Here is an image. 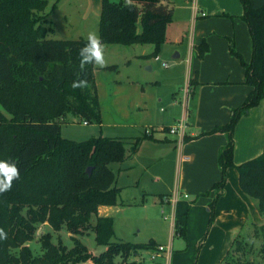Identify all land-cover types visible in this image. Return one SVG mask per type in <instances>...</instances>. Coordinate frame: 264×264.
<instances>
[{
	"label": "trees",
	"instance_id": "obj_1",
	"mask_svg": "<svg viewBox=\"0 0 264 264\" xmlns=\"http://www.w3.org/2000/svg\"><path fill=\"white\" fill-rule=\"evenodd\" d=\"M241 2V18L252 41L251 60L246 62L233 46L230 52L241 61L251 91L233 109L227 124L206 133L227 135V144L218 154L222 177L213 186L217 194L210 205V225L231 167L238 172L242 191L256 201L264 218V153L239 165L234 162L236 127L264 100V0ZM56 6L57 2L49 8V0H0V107L6 112L0 108V160L14 161L20 172L12 189L0 194V228L7 234L0 239V264H114L116 257L126 262L129 256L153 251L159 244L154 239L147 243L117 239L114 218L99 216L98 208L118 203L120 188L111 165L134 155L151 135L131 141L102 135L77 141L62 136L61 122L69 114L87 124L101 125L102 118L95 65L79 69L78 52L87 39L48 38L54 33L48 17ZM173 15L174 8L162 0H132L127 6L125 0H101L99 36L104 45H153V52L143 57L155 58L166 42ZM195 49L202 58L209 46L203 40ZM78 76L87 80L86 89L72 87ZM195 83L196 78L191 79L190 87ZM43 224L56 233L65 229L74 246L54 243L48 232L39 239L42 254L35 256L29 242ZM90 230L96 243L106 247L100 255L78 238ZM186 232L185 221H176L174 235L185 238ZM255 236L262 240L261 262L255 264H264V223L255 228ZM247 246L245 240H236L223 264H240Z\"/></svg>",
	"mask_w": 264,
	"mask_h": 264
},
{
	"label": "crops",
	"instance_id": "obj_2",
	"mask_svg": "<svg viewBox=\"0 0 264 264\" xmlns=\"http://www.w3.org/2000/svg\"><path fill=\"white\" fill-rule=\"evenodd\" d=\"M55 2L54 11L61 0H50L49 8ZM82 2L86 7L85 17L93 12L99 18L100 0ZM162 3L174 8L173 21L167 28L162 48L171 46L177 50L172 56L175 61L172 72L178 69L183 72L181 79L189 94L186 99L184 90L181 97L176 92L153 94L152 89L147 91L149 83H141L140 78L120 80L119 74H113V70L118 69L116 65L95 67L94 78L102 118V124L98 126H104L105 115L121 121L109 122L117 127L124 126V117L137 118L132 122L137 129H107L110 134L99 135L126 141L144 134L151 135L142 140L134 155L122 163H115V169L111 165L117 175L116 186L120 188L118 203L100 206L98 215L114 218L117 237V216L126 208L164 207L161 214L164 215L165 210L168 213L164 219L169 232L153 234L149 240L154 239L159 245H172L168 264H193L196 255L195 264H223L236 240L255 244L256 239H260L255 236V228L264 223L256 201L242 191L238 172L233 167L226 171V184L214 207L215 218L211 225L209 222L210 205L217 194L213 186L222 177L218 154L227 144V135L206 133L216 126L227 124L233 109L239 107L250 93L251 88L245 84V70L239 59L231 54L230 47L233 46L246 62H250L252 41L248 26L241 18L244 12L241 0H192L190 6H185L186 15L190 17V21L186 17L184 19L185 30L179 22L174 25L176 7L179 6L176 0H162ZM188 26L190 34L186 36ZM203 40L209 49L200 58L195 46ZM150 46V49L142 48L141 52L127 56V64L132 59L152 53L154 46ZM177 53L179 57L174 58ZM194 78L196 83L190 87V80ZM156 103H164L167 110ZM159 111L167 112L166 120L165 116L158 115ZM182 117L187 122L184 136L187 140L179 144L178 136L164 131V128L169 129ZM234 139L236 165L264 153V100L242 116ZM175 193L179 197L173 202ZM184 194L189 198H183L181 195ZM185 213L187 216L183 218ZM180 219L185 221L187 232L185 238L176 236L182 241L175 244L173 226ZM117 239L135 243L123 237ZM150 253L142 251L133 254L126 262L120 259V264H164L162 257L151 261Z\"/></svg>",
	"mask_w": 264,
	"mask_h": 264
},
{
	"label": "rangeland",
	"instance_id": "obj_3",
	"mask_svg": "<svg viewBox=\"0 0 264 264\" xmlns=\"http://www.w3.org/2000/svg\"><path fill=\"white\" fill-rule=\"evenodd\" d=\"M50 1V0H49ZM187 1V2H186ZM192 0H176V4L182 6L176 7L174 25H178V22L184 28V19L188 18L190 21V17H188L187 10H185V6L188 7L189 2ZM53 4V3H52ZM174 6V5H172ZM101 7V0H100ZM187 9V8H186ZM86 7L82 0H61L58 5L57 10L50 14L48 17L49 25L54 29V33H50L48 38L59 39V40H79V39H87V35L89 32H96L99 35V18L91 12V16L85 17ZM47 11V10H46ZM94 15V16H93ZM174 16V15H173ZM84 18L86 20H84ZM173 25V26H174ZM175 28V27H174ZM186 36L190 34L189 26L185 31ZM150 45H133V46H124V45H105V59L106 65H116L118 67L117 71L113 70V74L118 75L120 80H126L127 77L136 79L140 78V81L143 84L149 83V88L153 90V94H165L167 95L169 92H176L179 97L184 90L183 81L181 79V70L178 69L176 72H172V65L175 62L172 59L173 54L175 53L174 48L171 46H165V48H161L163 51L159 57L154 58H144L138 57L132 59L131 62L127 64L126 59L127 56L134 55L138 52H141L142 48L150 49ZM110 49H113L111 51ZM165 49V52H164ZM133 57V56H132ZM240 65L241 61L239 60ZM167 64V66H165ZM96 67V66H95ZM98 67V66H97ZM116 71V72H114ZM154 82V83H150ZM155 82H158L155 83ZM174 89V90H173ZM158 102V101H157ZM105 103V102H104ZM103 103V104H104ZM159 107L162 106L164 110H167V105L156 103ZM105 106V105H104ZM2 109V107H0ZM3 110V109H2ZM4 111V110H3ZM5 112V111H4ZM6 113V112H5ZM158 115L165 116V120L167 119V112H158ZM122 119V118H121ZM137 118L135 116L132 117H124L122 123L124 126H112L109 122H121L117 121V119L112 118L111 116L105 115V124L103 127H99L97 124H89L85 126L83 121L79 119L77 116L69 114L61 122V133L64 138L72 139V140H86L92 136H96L99 134H110L107 129H137L133 127V123ZM134 120V121H133ZM166 122V121H165ZM168 122V121H167ZM178 123V122H177ZM176 123V124H177ZM175 124V123H174ZM173 124V125H174ZM175 124V125H176ZM87 125V124H86ZM172 126V125H171ZM102 129V131H101ZM117 165V164H116ZM113 164V168L116 166ZM164 207L150 205L145 208L142 207H131L126 208L124 212L117 217L119 218L116 222L117 227V237L116 238H125L127 240H132L135 243H146L149 241L153 234L162 235L169 230L166 228L167 221H165L164 217L167 216V211L164 215L161 214V210ZM92 222H95V217ZM155 224V225H153ZM48 232H52L49 226L45 224L39 226L38 231L36 233V237L29 242V246L35 256H39L42 254L41 244L39 239L41 236L45 235ZM53 237L52 241L54 243L62 242L63 245H66L68 248H72L74 246V242L70 236V234L65 230H61L60 232H52ZM174 237V236H173ZM78 238L82 241L84 245L87 246L88 250L92 252L94 255H100L106 250V247L103 245H98L95 241V234L92 230L86 233L83 236H78ZM181 238H174V242H181ZM262 244L261 238L259 240L256 239L255 244L248 243L246 253L240 255L239 263L240 264H255L261 262L260 256V247ZM147 259V256H145ZM120 257H116L114 260V264H120ZM197 260V255L195 256V261ZM69 264H95L91 261L87 262H79V263H69Z\"/></svg>",
	"mask_w": 264,
	"mask_h": 264
},
{
	"label": "clouds",
	"instance_id": "obj_4",
	"mask_svg": "<svg viewBox=\"0 0 264 264\" xmlns=\"http://www.w3.org/2000/svg\"><path fill=\"white\" fill-rule=\"evenodd\" d=\"M132 0H125V5H130ZM79 69L83 71L87 65H95L103 68L106 65L105 45L96 32H89L87 42L80 48ZM73 88L86 89L88 82L86 79L78 78L72 82ZM20 172L14 161L0 160V194L12 189L13 181L19 180ZM6 232L0 228V239H6Z\"/></svg>",
	"mask_w": 264,
	"mask_h": 264
},
{
	"label": "built area",
	"instance_id": "obj_5",
	"mask_svg": "<svg viewBox=\"0 0 264 264\" xmlns=\"http://www.w3.org/2000/svg\"><path fill=\"white\" fill-rule=\"evenodd\" d=\"M165 66H167V64H165ZM189 94V90H188V87H186L184 89V99L187 98V95ZM84 124H87V122H84ZM187 127V122H186V119L185 117H182L178 123L176 125H172L168 131L169 133L171 134H175L178 136V142L179 144L183 142L184 140V136H185V129ZM183 198H189L188 195L184 194V195H181ZM179 197V194L178 193H175L172 197V201L175 202L177 200V198ZM175 226V224H174ZM174 226H173V229H174ZM172 253V245L169 243V244H166V245H158L157 248L153 251H151L150 253V258H151V261L155 262V260L159 257H162L164 258V264H168V259H169V256L171 255ZM154 264V263H152Z\"/></svg>",
	"mask_w": 264,
	"mask_h": 264
},
{
	"label": "water",
	"instance_id": "obj_6",
	"mask_svg": "<svg viewBox=\"0 0 264 264\" xmlns=\"http://www.w3.org/2000/svg\"><path fill=\"white\" fill-rule=\"evenodd\" d=\"M177 57H179V54H178V53L175 55L174 58H177ZM88 173H89V174L91 173V169H88Z\"/></svg>",
	"mask_w": 264,
	"mask_h": 264
}]
</instances>
